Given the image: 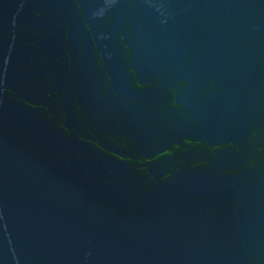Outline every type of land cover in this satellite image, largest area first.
I'll list each match as a JSON object with an SVG mask.
<instances>
[{"label":"water","instance_id":"obj_1","mask_svg":"<svg viewBox=\"0 0 264 264\" xmlns=\"http://www.w3.org/2000/svg\"><path fill=\"white\" fill-rule=\"evenodd\" d=\"M0 264H264V0H0Z\"/></svg>","mask_w":264,"mask_h":264}]
</instances>
